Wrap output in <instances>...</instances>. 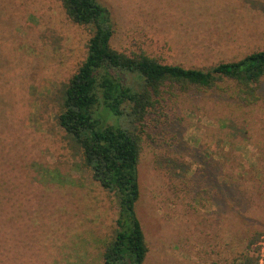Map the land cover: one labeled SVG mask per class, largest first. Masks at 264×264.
<instances>
[{
  "label": "rangeland",
  "instance_id": "374dc122",
  "mask_svg": "<svg viewBox=\"0 0 264 264\" xmlns=\"http://www.w3.org/2000/svg\"><path fill=\"white\" fill-rule=\"evenodd\" d=\"M97 1L119 51L204 69L264 49V0ZM90 38L60 0H0V170L13 179L1 186L0 264H101L114 238L115 197L79 166L55 120ZM169 98L147 120L139 167L144 264L249 253L264 264V96L251 109L216 94Z\"/></svg>",
  "mask_w": 264,
  "mask_h": 264
},
{
  "label": "trees",
  "instance_id": "16d2710c",
  "mask_svg": "<svg viewBox=\"0 0 264 264\" xmlns=\"http://www.w3.org/2000/svg\"><path fill=\"white\" fill-rule=\"evenodd\" d=\"M60 1L69 20L89 29L91 38L85 61L59 90L55 120L79 166L116 200L117 229L101 264H144L149 247L138 215L139 167L148 118L173 106L169 96L176 100L185 94H216L239 108L258 107L264 96V49L204 69L185 68L145 51L115 49L112 15L97 0ZM257 168L264 182L261 162ZM1 171L0 200L2 184L13 181ZM230 264H259V259L243 254Z\"/></svg>",
  "mask_w": 264,
  "mask_h": 264
}]
</instances>
